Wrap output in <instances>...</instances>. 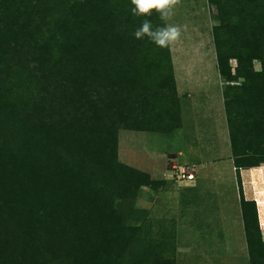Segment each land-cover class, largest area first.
I'll list each match as a JSON object with an SVG mask.
<instances>
[{
    "label": "trees",
    "instance_id": "1",
    "mask_svg": "<svg viewBox=\"0 0 264 264\" xmlns=\"http://www.w3.org/2000/svg\"><path fill=\"white\" fill-rule=\"evenodd\" d=\"M206 1L233 166L257 168L264 0ZM133 7L131 0H0V264H169L138 242L143 223L122 206L154 184L117 161L118 129L169 133L180 121L169 46L134 36L145 19L154 29L165 20L155 11L134 15ZM19 23L39 79L25 75L30 60L7 65ZM39 112L46 115L35 121ZM241 196L249 264H264L256 205Z\"/></svg>",
    "mask_w": 264,
    "mask_h": 264
},
{
    "label": "rangeland",
    "instance_id": "2",
    "mask_svg": "<svg viewBox=\"0 0 264 264\" xmlns=\"http://www.w3.org/2000/svg\"><path fill=\"white\" fill-rule=\"evenodd\" d=\"M164 22L165 26L181 29L180 39L169 45L180 105L179 128L169 133L143 132L127 126L118 129L117 161L147 175L154 184L140 188L135 197L121 204L137 212L139 225L143 224L135 237L145 247H153L161 261L249 264L241 195L256 205L264 242V164L239 171L233 166L223 83L212 41L215 21L206 0H180ZM19 25L15 24L14 41L10 40L8 46L7 65L12 68L13 62L30 60L25 75L33 73L39 79L34 70L39 64L37 55L25 51L31 38L17 33ZM16 50L20 51L17 55ZM235 64L230 61L231 69ZM253 68L258 71L260 64L254 62ZM39 113L35 121L46 115ZM182 169L193 177L180 178L178 171Z\"/></svg>",
    "mask_w": 264,
    "mask_h": 264
},
{
    "label": "clouds",
    "instance_id": "3",
    "mask_svg": "<svg viewBox=\"0 0 264 264\" xmlns=\"http://www.w3.org/2000/svg\"><path fill=\"white\" fill-rule=\"evenodd\" d=\"M179 3L180 0H131V4L134 6L132 9L134 15L148 17L155 11L165 21L170 18L173 8ZM134 36L136 39L148 37L157 46L167 47L180 39L181 29L172 24L154 29L150 19H145L135 31Z\"/></svg>",
    "mask_w": 264,
    "mask_h": 264
},
{
    "label": "built area",
    "instance_id": "4",
    "mask_svg": "<svg viewBox=\"0 0 264 264\" xmlns=\"http://www.w3.org/2000/svg\"><path fill=\"white\" fill-rule=\"evenodd\" d=\"M178 175L180 176V178L183 179H191L193 177V174L191 172L185 171L184 169H182L181 171H178ZM263 193H264V185H263Z\"/></svg>",
    "mask_w": 264,
    "mask_h": 264
},
{
    "label": "bare ground",
    "instance_id": "5",
    "mask_svg": "<svg viewBox=\"0 0 264 264\" xmlns=\"http://www.w3.org/2000/svg\"><path fill=\"white\" fill-rule=\"evenodd\" d=\"M263 193V192H262Z\"/></svg>",
    "mask_w": 264,
    "mask_h": 264
},
{
    "label": "crops",
    "instance_id": "6",
    "mask_svg": "<svg viewBox=\"0 0 264 264\" xmlns=\"http://www.w3.org/2000/svg\"><path fill=\"white\" fill-rule=\"evenodd\" d=\"M264 194V193H263Z\"/></svg>",
    "mask_w": 264,
    "mask_h": 264
}]
</instances>
